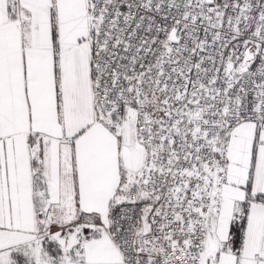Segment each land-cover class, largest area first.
<instances>
[{"label":"snow or ice","instance_id":"6c2138e0","mask_svg":"<svg viewBox=\"0 0 264 264\" xmlns=\"http://www.w3.org/2000/svg\"><path fill=\"white\" fill-rule=\"evenodd\" d=\"M0 264H264V0H0Z\"/></svg>","mask_w":264,"mask_h":264},{"label":"built area","instance_id":"2783aa9c","mask_svg":"<svg viewBox=\"0 0 264 264\" xmlns=\"http://www.w3.org/2000/svg\"><path fill=\"white\" fill-rule=\"evenodd\" d=\"M179 259H183V257H180Z\"/></svg>","mask_w":264,"mask_h":264}]
</instances>
